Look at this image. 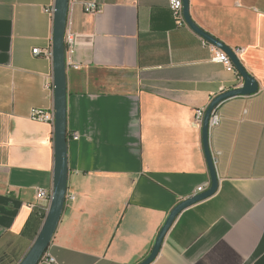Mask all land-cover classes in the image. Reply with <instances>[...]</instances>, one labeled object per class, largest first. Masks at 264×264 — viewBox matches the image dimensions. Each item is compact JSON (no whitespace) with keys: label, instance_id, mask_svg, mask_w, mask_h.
<instances>
[{"label":"crops","instance_id":"0c3cea01","mask_svg":"<svg viewBox=\"0 0 264 264\" xmlns=\"http://www.w3.org/2000/svg\"><path fill=\"white\" fill-rule=\"evenodd\" d=\"M70 1L75 200L45 256L54 264H140L171 211L211 187L196 110L243 80L178 27L171 0ZM189 2L193 21L235 52L259 91L220 105L221 124L209 133L218 191L178 216L152 264H264V0ZM54 3L0 0V264L28 253L48 211L36 190L53 188L54 128L32 113L54 106V89L45 88L53 84L46 10ZM86 4L98 11L87 13Z\"/></svg>","mask_w":264,"mask_h":264},{"label":"water","instance_id":"95a60500","mask_svg":"<svg viewBox=\"0 0 264 264\" xmlns=\"http://www.w3.org/2000/svg\"><path fill=\"white\" fill-rule=\"evenodd\" d=\"M183 1L184 18L188 27L213 47L223 51L231 60L243 80L241 87L225 91L216 96L208 106L202 138L205 156L211 176V187L177 205L169 214L161 229L150 255L140 264H152L158 257L163 242L178 216L186 209L214 196L219 188V179L209 146V120L213 111L223 102L239 97L251 96L259 91L257 81L245 70L235 52L214 36L201 29L190 14L189 0ZM70 0H55L53 14V86H54V172L52 199L42 228L25 257L19 264H40L47 253L61 222L68 195L69 181V131H68V73L66 63L65 36L68 27Z\"/></svg>","mask_w":264,"mask_h":264},{"label":"built area","instance_id":"2783aa9c","mask_svg":"<svg viewBox=\"0 0 264 264\" xmlns=\"http://www.w3.org/2000/svg\"><path fill=\"white\" fill-rule=\"evenodd\" d=\"M169 7H170V10L173 14V17H174L178 27H188V25L185 21V18H184L183 1L182 0H171ZM85 11L87 13H96L98 11V8L95 4H86ZM46 12L53 15L54 14V7H52L51 9H47ZM75 42H76L75 34L70 32L69 30H67L66 36H65L66 52H73L74 47H75ZM203 42H204L205 46H212L209 43H207L206 41H203ZM240 51L241 50H237V53ZM41 53H42V51L40 49H35L33 51V54L35 56H39ZM212 53H213V56L211 58V62L224 65L228 71L235 72L239 76V78L242 79L240 77V75L237 73L236 69L234 68L229 57L223 51L212 46ZM50 54L51 53L47 52L48 56ZM75 68L79 69L78 66H75ZM45 88L47 90H50L51 88L54 89V86H53V84L47 83L45 85ZM208 106L209 105L204 106L202 108H199L195 112V122L200 126L201 129L203 128V125H204V119H205V115H206ZM219 107H220V105L212 113V116L209 120V130L217 128L221 124V116L218 112ZM32 118L36 121L49 122L53 125L54 124V110H52V112H49V113H46V112L40 111V110H34L32 113ZM70 139L78 140L79 136H78V134L74 133V134H71V136L69 137V140ZM202 192H204V190L199 189L198 193H202ZM36 195H37V199L39 201H41L42 203H45L49 208V205H50V202L52 199V190L49 191L46 189L38 188L36 190ZM68 199L75 200V197L74 196L70 197L69 195H67V201H68ZM41 262H44L47 264L56 263L54 258H52V257L48 258L46 256H44L42 258Z\"/></svg>","mask_w":264,"mask_h":264},{"label":"trees","instance_id":"16d2710c","mask_svg":"<svg viewBox=\"0 0 264 264\" xmlns=\"http://www.w3.org/2000/svg\"><path fill=\"white\" fill-rule=\"evenodd\" d=\"M70 135H71V134L69 133V137H70Z\"/></svg>","mask_w":264,"mask_h":264}]
</instances>
